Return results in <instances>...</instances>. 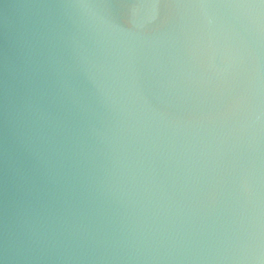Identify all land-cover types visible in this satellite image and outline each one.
Wrapping results in <instances>:
<instances>
[{"label": "water", "instance_id": "1", "mask_svg": "<svg viewBox=\"0 0 264 264\" xmlns=\"http://www.w3.org/2000/svg\"><path fill=\"white\" fill-rule=\"evenodd\" d=\"M0 264H264V0H0Z\"/></svg>", "mask_w": 264, "mask_h": 264}]
</instances>
